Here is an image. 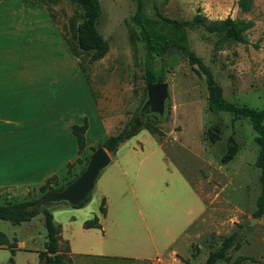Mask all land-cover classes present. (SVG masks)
<instances>
[{
  "label": "rangeland",
  "instance_id": "rangeland-1",
  "mask_svg": "<svg viewBox=\"0 0 264 264\" xmlns=\"http://www.w3.org/2000/svg\"><path fill=\"white\" fill-rule=\"evenodd\" d=\"M140 2L137 16L154 41L164 44L171 40L184 45V51L196 56L210 72L226 102L237 107L263 108L264 0H252L247 11L238 7V0ZM99 3L101 12L96 27L107 41L108 51L101 59L86 62L83 71L91 92L101 112L108 113L114 120L116 133L134 120L138 126L151 125L160 136L140 128L137 139L123 147L125 150L128 144L140 143L148 153V161L139 169L135 168L136 159L132 163L131 169L139 171L138 179L131 177L137 192L140 190L139 205L135 206L130 198L122 202L121 242L117 240L102 248L96 245L88 249L82 245L94 238L78 233L75 226L80 220L98 214L97 185L83 205L86 210L79 211L65 204L50 205L48 210H52V215L55 211L54 222L63 235L76 232L73 247L79 252L75 253L92 250L103 255L75 254L74 264H204L208 254L232 234L239 247H231L226 258L215 264H264V214L253 217L260 194L259 170L255 166L259 148L250 122L233 119L228 112L209 110L204 75L196 65L188 63L183 51L173 46L162 49L151 62L152 69L160 70L167 83L166 113L163 117L151 114L141 117L147 45L140 27L132 19L137 1L99 0ZM46 10L62 21L67 38L69 25L72 28L79 24L83 15L81 7L71 0H4L0 15L43 17L48 15ZM196 16L203 21L194 22ZM226 18L251 23L243 32L242 41H233L219 31H208L207 26ZM165 20L177 22L178 27ZM48 26L47 36L55 38L56 31L50 23ZM79 54L90 57L92 52ZM79 94L81 97L80 90ZM214 125L219 126L220 133L213 144L205 138V132ZM231 141L238 151L232 161L222 165L220 157ZM162 167L167 171L165 174L158 172ZM80 170L81 165L76 166L65 180ZM148 174L151 184L143 178ZM38 196L39 193L34 192L30 199ZM195 207L202 208L198 218L169 246L170 237L181 229L183 218L197 211H193ZM32 222L30 231H25L0 221V233L9 237L14 232L20 242L32 247L30 249H41L46 240L42 214ZM144 222L150 234L144 230ZM0 252V262L10 264L9 250L5 252L6 257L2 254L4 251ZM121 257L147 260L135 262ZM18 260L19 264H35L31 252L18 255Z\"/></svg>",
  "mask_w": 264,
  "mask_h": 264
},
{
  "label": "crops",
  "instance_id": "crops-1",
  "mask_svg": "<svg viewBox=\"0 0 264 264\" xmlns=\"http://www.w3.org/2000/svg\"><path fill=\"white\" fill-rule=\"evenodd\" d=\"M3 1L0 0V6ZM47 13L43 17L0 15V205L28 199L52 176L61 180L66 176L69 164L79 157L89 158L91 148L100 146L109 136L116 134L114 120L99 109L84 74V67L89 60L88 54H79L85 52L78 50L70 25L67 38L62 21L48 11ZM48 23L57 33L55 38L47 36L46 30L50 27ZM83 124H86L85 147L79 154L72 127ZM137 134L110 155L111 162L101 171L95 182L99 204L98 214L94 216L98 217L101 228L84 229L82 225L86 218L75 226L79 229L78 233L94 238L92 242L82 243L88 249L96 245L102 248L117 240L121 242L122 202H127V198H130L134 200L135 206L139 205L140 190L137 192V185L131 179H138L139 171H134L131 167L136 159L135 168H141L148 161V153L140 143L128 144V148L123 150L130 140L137 139ZM165 164L162 163L164 167L167 166ZM164 167L158 169V172H167ZM150 176L148 174L143 178L151 184ZM102 199L105 215L99 213ZM85 207L77 209L86 210ZM202 208L200 210V207H195L193 211H197L193 215L183 218L179 225L181 229L175 236L170 237L169 246L198 218ZM54 215L55 211L52 215L53 221ZM35 217L16 226L30 231ZM150 218L152 220V213ZM144 230L150 234L145 222ZM75 234L76 232L72 234L69 231L67 235H63L60 229L61 242H66L69 247L72 264L75 254L103 256L92 250L75 253L79 252L73 247L76 245ZM5 237L9 243L13 242L12 238L16 242L13 263L10 264H19L17 256L30 252L35 264H41L38 253L44 249V243L41 249H30L32 247L20 242L14 232ZM6 249L9 250L7 247H0V251H4V257ZM121 259L135 262L147 260L143 257Z\"/></svg>",
  "mask_w": 264,
  "mask_h": 264
},
{
  "label": "trees",
  "instance_id": "trees-1",
  "mask_svg": "<svg viewBox=\"0 0 264 264\" xmlns=\"http://www.w3.org/2000/svg\"><path fill=\"white\" fill-rule=\"evenodd\" d=\"M71 1L76 2L83 10L81 21L76 26H72L71 29L77 48L81 52H92L91 56L89 57V61H97L101 59L103 55L108 51V43L100 35L96 27V21L101 12L99 0ZM136 1L137 8L132 19L133 22L140 27L142 38L147 45L146 69L144 76L145 84L164 82L163 73L160 70H153L151 62L154 55H159L162 49L173 46L183 51V54L187 58L188 63L190 65H196L198 70L204 75L206 90L208 94L207 106L209 110L228 112L232 115L233 119L243 118L247 119L250 122L252 129L256 133L255 143L259 148L257 157L255 159V166L259 170L260 194L256 200V210L253 213V217H261L264 214V106L262 109L257 110L244 106L237 107L232 105L231 103L226 102L221 95L220 88L215 84L210 72L204 67V65L196 56H194L192 53L184 51V45L178 44L177 42L171 40L165 41L164 44H160L159 42L153 40L145 26L142 24V20L137 16L140 12L141 2L140 0ZM251 4L252 0H238L237 2L238 7L242 11L249 10ZM165 21L178 27L177 22L173 20ZM202 21V17L196 16L194 18V22L196 23H201ZM250 25V22H246L243 20L232 21L230 18H226L225 20H222L217 24H211L207 26V29L209 32L219 31L227 38L233 41L240 42L243 40V32L246 31L250 27ZM262 87L264 89V74ZM140 128H144L151 135L160 136L157 130H155V128H153L151 125L145 123L142 126H138L133 120L129 122L118 133L109 136L100 146H102L109 154L113 155L123 143L135 136ZM85 130L86 124H83L82 126L72 127V134L76 138L79 154L83 152V149L85 147ZM219 133V126L214 125L206 130L205 138L210 143L214 144L219 139ZM94 149L95 148H91V152H93ZM237 151V146L231 141V144L227 147L225 153L220 157V163L222 165H225L232 161ZM87 161L88 157H79L72 164H69L67 166L65 177L69 175L74 166L81 165V170L67 180H65V177L61 178L60 181L63 182L62 184H59V178H57L56 176H52L51 178L47 179L45 183L38 188V198L30 199L29 197L28 199L21 202L0 205V221L9 222L12 225H19L20 223L28 222L39 213L43 215V224L46 231V241L44 242V249L38 253V260L41 264H72V260L69 256V247L67 243L61 242L60 226L53 221L52 213L48 210L49 207H42L40 210H33L32 206L49 192L61 190L66 184L74 180L78 176V174H80L85 169ZM88 200L89 197L84 202L72 207L81 208ZM99 213L101 215H105L103 199L99 206ZM82 227L84 229L101 228L97 216L84 221ZM235 238V234L224 238L220 243V247L208 254L204 264H215L217 261L226 258L227 251L231 247L237 249L239 245L237 243H234ZM0 247L9 248L11 255L9 258V263H13L12 256L14 255V250L16 248L15 240L9 243L5 235L0 234ZM50 254H54V256H50ZM242 259L243 258L237 259L235 262L238 263V261Z\"/></svg>",
  "mask_w": 264,
  "mask_h": 264
},
{
  "label": "water",
  "instance_id": "water-1",
  "mask_svg": "<svg viewBox=\"0 0 264 264\" xmlns=\"http://www.w3.org/2000/svg\"><path fill=\"white\" fill-rule=\"evenodd\" d=\"M168 97L167 83H153L145 85V101L140 108V116L151 114L163 117L166 113ZM111 162L110 154L97 146L88 158L85 169L61 190L49 192L32 206L33 210H40L52 204L77 206L84 202L92 192L101 171ZM54 256V254H50Z\"/></svg>",
  "mask_w": 264,
  "mask_h": 264
}]
</instances>
